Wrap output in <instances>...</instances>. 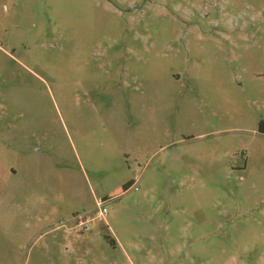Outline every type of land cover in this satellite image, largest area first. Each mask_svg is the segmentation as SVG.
<instances>
[{
	"label": "rangeland",
	"instance_id": "374dc122",
	"mask_svg": "<svg viewBox=\"0 0 264 264\" xmlns=\"http://www.w3.org/2000/svg\"><path fill=\"white\" fill-rule=\"evenodd\" d=\"M0 264H264V0H0Z\"/></svg>",
	"mask_w": 264,
	"mask_h": 264
},
{
	"label": "built area",
	"instance_id": "2783aa9c",
	"mask_svg": "<svg viewBox=\"0 0 264 264\" xmlns=\"http://www.w3.org/2000/svg\"><path fill=\"white\" fill-rule=\"evenodd\" d=\"M103 205H104V201L103 200H99V201L96 202V206H97L96 218L97 219H104L105 218L107 210H106V208Z\"/></svg>",
	"mask_w": 264,
	"mask_h": 264
},
{
	"label": "trees",
	"instance_id": "16d2710c",
	"mask_svg": "<svg viewBox=\"0 0 264 264\" xmlns=\"http://www.w3.org/2000/svg\"><path fill=\"white\" fill-rule=\"evenodd\" d=\"M132 184H133V182L123 185L122 187H120V188H119V189L113 194V196H116V195H119V194L123 193V192L126 191L128 188H130V187L132 186ZM108 240L110 241V243H111L112 245L115 244V241H114L113 239H109V238H108Z\"/></svg>",
	"mask_w": 264,
	"mask_h": 264
}]
</instances>
